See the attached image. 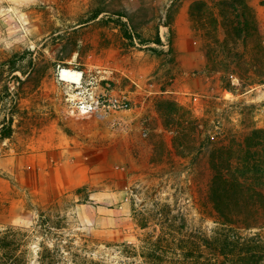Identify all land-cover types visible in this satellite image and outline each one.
<instances>
[{
	"label": "rangeland",
	"instance_id": "rangeland-1",
	"mask_svg": "<svg viewBox=\"0 0 264 264\" xmlns=\"http://www.w3.org/2000/svg\"><path fill=\"white\" fill-rule=\"evenodd\" d=\"M221 2L233 0H0V233L27 235L5 251L6 264H41L42 244L61 247L57 264H147V238L180 245L214 235L211 155L226 148L240 167L264 161V140H248L264 130V0H242L252 36ZM120 22L146 39L158 30L163 47H151L163 53L125 39ZM59 68L82 71L128 109L71 116ZM253 190L264 195V183ZM255 214L256 227L242 233L264 237V211ZM41 215L58 222L52 235L37 227Z\"/></svg>",
	"mask_w": 264,
	"mask_h": 264
},
{
	"label": "trees",
	"instance_id": "trees-1",
	"mask_svg": "<svg viewBox=\"0 0 264 264\" xmlns=\"http://www.w3.org/2000/svg\"><path fill=\"white\" fill-rule=\"evenodd\" d=\"M221 5L229 6V9L238 13L239 19L246 18L241 21L244 22L243 24L237 23L238 31H243L248 36H252V32L257 31L252 9L242 0H233L231 4L221 2ZM173 7L174 5H171L167 8V16L177 11H174ZM240 9L244 11L241 12ZM100 14L99 11L95 12L91 20H96ZM120 23L119 26L125 39L130 40L133 44L135 40V45L137 41L140 45L147 46L155 54L163 53L164 50L151 47L152 45L163 47L158 30L153 38L146 39L136 29L135 35H132L133 33L130 32L126 22ZM164 26L170 29L171 25L168 22L164 23ZM171 53L169 51V54ZM11 65L13 72L21 71L24 74L23 70L16 68V62L11 61ZM230 76L233 78V73ZM12 132V121L10 120V123L4 126L1 137L3 139L10 138ZM254 137L260 139L262 143L264 130H253L248 140ZM225 151L226 148H218L210 157L213 176L208 197L220 219L219 227L214 235L212 237L200 235L198 239L189 236L186 240H182L180 245L175 243L176 240L171 235L161 236L155 240L147 238L143 241L145 246H143V251L140 254L147 264H264V237L260 233L254 235L242 233V230L255 228V224L259 222L255 213L264 211L263 193L253 190L255 180L264 183V161L259 158H246L240 162V167L238 162L235 165L232 164L230 156H226ZM257 199L263 203L257 204L255 201ZM239 207L241 210H236ZM244 208L248 212L243 211ZM57 223L55 224L51 218H45L44 215H41L37 227L44 230L46 234L52 235L53 229H59L54 226ZM26 238L27 235L21 229L11 228L0 233V264H6L3 261L5 258L7 261L11 259L5 251L17 250L26 243ZM164 244L167 247H173L165 251ZM40 247L41 264H57L62 261L63 254L61 252L63 251L58 244L54 248L45 244ZM82 262L83 264H99L86 257L82 258Z\"/></svg>",
	"mask_w": 264,
	"mask_h": 264
},
{
	"label": "built area",
	"instance_id": "built-area-1",
	"mask_svg": "<svg viewBox=\"0 0 264 264\" xmlns=\"http://www.w3.org/2000/svg\"><path fill=\"white\" fill-rule=\"evenodd\" d=\"M79 72L77 81L65 77L62 68L55 73V79L64 94L68 114L76 118L104 117L110 112L128 109L129 103L126 98L120 96L105 98L98 85L92 81L86 82L84 73Z\"/></svg>",
	"mask_w": 264,
	"mask_h": 264
},
{
	"label": "bare ground",
	"instance_id": "bare-ground-1",
	"mask_svg": "<svg viewBox=\"0 0 264 264\" xmlns=\"http://www.w3.org/2000/svg\"><path fill=\"white\" fill-rule=\"evenodd\" d=\"M62 73L65 77L71 80H78V76H80V72L78 70H74L71 68H63Z\"/></svg>",
	"mask_w": 264,
	"mask_h": 264
},
{
	"label": "crops",
	"instance_id": "crops-1",
	"mask_svg": "<svg viewBox=\"0 0 264 264\" xmlns=\"http://www.w3.org/2000/svg\"><path fill=\"white\" fill-rule=\"evenodd\" d=\"M259 11V18H260V21L263 23L264 25V7L261 6L260 9H258Z\"/></svg>",
	"mask_w": 264,
	"mask_h": 264
}]
</instances>
